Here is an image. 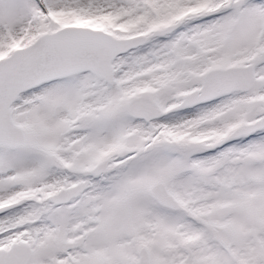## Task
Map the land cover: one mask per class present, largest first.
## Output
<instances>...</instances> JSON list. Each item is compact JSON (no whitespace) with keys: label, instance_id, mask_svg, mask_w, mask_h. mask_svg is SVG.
I'll return each instance as SVG.
<instances>
[{"label":"snow or ice","instance_id":"snow-or-ice-1","mask_svg":"<svg viewBox=\"0 0 264 264\" xmlns=\"http://www.w3.org/2000/svg\"><path fill=\"white\" fill-rule=\"evenodd\" d=\"M0 264H264V0H0Z\"/></svg>","mask_w":264,"mask_h":264}]
</instances>
